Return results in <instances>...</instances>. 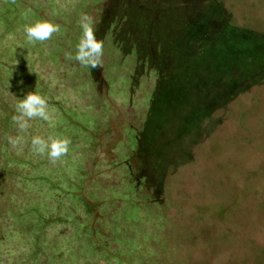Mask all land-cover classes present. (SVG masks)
<instances>
[{
  "label": "rangeland",
  "instance_id": "rangeland-1",
  "mask_svg": "<svg viewBox=\"0 0 264 264\" xmlns=\"http://www.w3.org/2000/svg\"><path fill=\"white\" fill-rule=\"evenodd\" d=\"M95 1L0 0V33L6 36V30H15L19 42L30 47L35 44L26 46L23 25L52 16L60 31L36 50L59 60L62 67H71L66 77L74 78L85 69H74V60L67 59L68 49L75 54L81 35V14L93 17L100 35L120 2ZM142 1L155 4L138 13H149L155 30L157 25L166 26L175 40L185 39L195 28V33L214 35V48L176 79L178 89L165 96L145 151L136 152L137 146L131 150L135 145L131 132L142 128L146 111L125 101L128 90L141 98L143 87L131 78L126 83L121 74L123 70L132 76L134 57L130 54L123 62L120 57L111 59L114 50L104 51L103 67L97 68V88L105 99L93 96V101L87 98L75 104L87 106L79 116L92 115L100 127L87 123L82 130L84 122L76 111L61 106L56 116L49 113L48 121H30L27 133H20L12 121L8 131L0 128V264H93L87 258L92 256L89 246L97 245L94 237L64 226L69 207L60 196L54 199V193H65L73 203L77 191L89 192L101 182L107 190L106 224L117 240L109 246L116 249L119 264H264V0ZM12 43L15 46L16 40ZM107 64L119 74V82L106 74ZM148 79L153 85L154 77ZM10 109L14 115V103ZM52 134L70 137L68 154L56 162L30 150L31 136ZM18 135L25 137V143L14 149L6 137ZM79 137L91 151L93 146L102 151L103 178L92 170L95 160L81 165L93 151L80 150ZM122 148L128 156L133 152L136 168L142 161L147 169L151 183L142 184L146 194L133 185L125 165L120 163L124 173L114 176L116 164L110 159L125 156L119 153ZM121 181L126 192L120 195ZM146 195L157 200L150 207L160 206L154 209L160 215L150 218L141 209ZM95 209L94 218L99 215ZM158 222L163 238L152 227ZM116 254L103 251L97 263L104 264L107 255L116 260Z\"/></svg>",
  "mask_w": 264,
  "mask_h": 264
},
{
  "label": "trees",
  "instance_id": "trees-1",
  "mask_svg": "<svg viewBox=\"0 0 264 264\" xmlns=\"http://www.w3.org/2000/svg\"><path fill=\"white\" fill-rule=\"evenodd\" d=\"M97 1L98 0L94 3L96 4ZM130 2L131 0H120L109 20L104 24L103 28H101V34L98 35L97 31H95V35L97 34V39L104 42V51H116V54L111 59L120 57L121 62H123L122 58L128 57L130 54L134 57L131 66V68L133 67V72H131L132 74L130 73L132 76L130 77L128 74L124 75L123 70H121V74L127 79L126 83L129 82L131 78L134 79L135 85H142L143 87L141 98L138 96L133 97L132 92L128 90V98L125 100L127 104L134 109H142L144 113L146 111L142 128H139V131L133 129L131 132V139L132 142L134 140L135 144L131 150L137 146L136 152H141L145 151V145L150 142L152 136L150 128L152 123L162 115L161 110L164 106L163 102L165 96L178 89V86L175 84L176 79H179L181 74L185 71L187 74L193 67V64L196 63L194 61L199 62L202 60V57L208 54L215 45L213 44L214 35L207 34V32L195 33V28L191 30L193 32L186 34L185 39L175 38V40H172L174 39L172 38L174 35L170 33L168 27H159L157 25V27L155 26V30V28L150 25L148 21L149 13L138 16V13L145 12L143 9L149 6L153 7L155 4L142 0H135L134 3ZM44 8H46L45 5ZM51 17L52 16H47L42 20L53 22ZM138 19L140 20L138 21ZM220 19L225 21L222 16ZM159 23L162 24L161 22ZM6 31V36L0 33V114H3L0 118V128H3L4 132L6 129L7 131L9 130L8 123L12 121L10 105L13 103L15 104L17 97L23 98L29 91H37L39 94L43 95L48 101L50 115L54 113L55 116L61 111L62 107L64 110H66L65 108L74 109L79 116V113L86 111L87 106L77 107L75 104L84 102L87 98L93 101V96H97L103 100L105 99L97 88L99 84L97 69L85 68L74 60L73 62L71 61V64L75 66L74 69L76 67L85 69L82 73L75 75L74 78H67L66 75L68 76L67 73H69L71 67L67 68L66 64H63L62 67L59 64V60L50 57L46 58L44 53L37 51L36 48L40 42L26 44V46H30V44L35 45L25 47L19 42L21 36L15 30ZM14 40H16V45L11 47L10 45ZM152 40H154V42ZM151 44L154 47L151 46ZM68 51L71 53L72 49L70 48ZM106 66V74L110 77H115L114 80L116 79V81L114 82H119V74L116 72L114 73V69L112 70L110 68V64ZM186 74H182L183 77ZM151 75L154 77V80L153 85L149 86L148 82L150 80L148 78ZM20 81H22L23 87H20ZM111 83L113 84V82ZM149 90L150 93L148 94ZM14 95L17 97H14ZM59 100L63 101V104L60 103ZM136 101L139 103H136ZM87 103L88 102H86V104ZM133 103H136L135 107ZM156 110L160 113L159 115L158 113L155 114ZM78 119L84 122V125H81L82 130L85 129V124L87 123L94 124L96 127H100V124H102L100 121L94 123L92 115L87 116L85 119L79 116ZM43 127L46 131L50 129L46 124ZM52 135L58 136L55 134ZM66 138L69 139L70 137ZM76 142L80 150L88 149L90 152L93 151V149L92 151L90 150L86 140L79 137V139H76ZM93 148L94 151L92 152V156L85 157L81 165H85L88 160H90V163L95 160L96 162H94L92 170L94 173H97L95 175H99L100 166L105 164L106 158L100 156L102 151L99 152L97 147L93 146ZM125 150L126 148H122L119 152L125 155L122 158H119L118 154H116L115 157L110 159V163L116 164V171L111 170L113 172L115 171L114 176L120 177L124 173L122 165H125L128 170L127 172L131 175L133 185L136 184L138 187H142V184L144 186L145 184L149 185L151 183L147 182L149 174L147 173V169L142 166L143 162L141 161L140 167L138 166L136 168L131 160L133 159V152L128 156ZM132 151H135V149ZM78 154L82 155L79 152L77 155ZM45 158H47V156H45ZM120 163L122 165H120ZM123 168L125 169L124 166ZM103 175L106 174L101 173L99 176L103 178ZM101 183L103 184L99 186L92 185L89 192L85 193L83 190L77 191V198L73 203L69 202V198L65 193L58 191L54 193V199L60 196L69 207L67 212L70 214L64 226L67 224L71 232H77L79 235L92 234V237H94L97 245L89 246L92 256H88L87 258L93 264H98L97 258L98 256H102L103 251L106 253L109 251L113 254L117 253L116 249L110 247L113 246L117 240L110 235V229L106 224L108 208L105 206L104 198L106 197L107 190L104 184L105 182ZM120 186L122 187L120 188ZM120 186L118 188L120 189L121 195L126 192V189L122 181ZM144 186L142 187L143 193H145ZM77 202L80 204L79 207L76 208V212L75 205H77ZM144 202H146V204L142 205L141 209L147 211L150 218H153L155 215H160L158 213L154 214L155 207L160 209V206L150 207V204H156L157 200L152 201L146 195ZM95 207L97 211H99V215L94 218L93 216L96 212ZM104 210L105 213H103ZM67 212L64 214H67ZM88 220L90 222H88ZM90 226H92V228ZM77 227L78 230H76ZM152 227H157V233L162 237L159 228L160 222L153 224ZM117 255L118 253L115 255L116 260L114 259L113 261H111L107 255L104 264H108V260L109 262H114V264H119ZM57 263L64 264L63 261H58ZM65 264L69 263L65 262Z\"/></svg>",
  "mask_w": 264,
  "mask_h": 264
},
{
  "label": "clouds",
  "instance_id": "clouds-1",
  "mask_svg": "<svg viewBox=\"0 0 264 264\" xmlns=\"http://www.w3.org/2000/svg\"><path fill=\"white\" fill-rule=\"evenodd\" d=\"M94 23L91 15L88 13L81 14L79 18L81 35L76 44L75 54H67V59L75 60L81 66L89 69L103 67L104 42L97 39ZM59 31L60 26L48 20H33L23 25V33L28 43L48 41L54 33ZM14 97L17 96L14 95ZM14 113L11 119L20 133H27L31 127L30 121L37 118L48 121L50 118L48 101L37 91H29L23 98L17 97ZM6 139L14 149L25 143V137L20 135L8 136ZM69 146L70 140L66 137L33 135L30 138V150L34 154L47 156L52 162H56L67 155Z\"/></svg>",
  "mask_w": 264,
  "mask_h": 264
}]
</instances>
